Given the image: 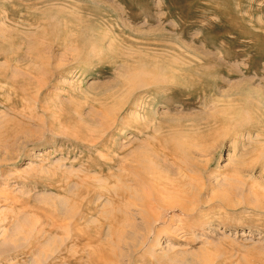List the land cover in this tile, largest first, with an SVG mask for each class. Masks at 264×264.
Segmentation results:
<instances>
[{
	"label": "rangeland",
	"instance_id": "rangeland-1",
	"mask_svg": "<svg viewBox=\"0 0 264 264\" xmlns=\"http://www.w3.org/2000/svg\"><path fill=\"white\" fill-rule=\"evenodd\" d=\"M0 264H264V0H0Z\"/></svg>",
	"mask_w": 264,
	"mask_h": 264
},
{
	"label": "bare ground",
	"instance_id": "bare-ground-1",
	"mask_svg": "<svg viewBox=\"0 0 264 264\" xmlns=\"http://www.w3.org/2000/svg\"><path fill=\"white\" fill-rule=\"evenodd\" d=\"M155 171V170H154ZM153 171V172H154ZM153 172H151V174L153 173ZM151 174H150V177H151ZM152 179L150 180L151 181V187L152 188H150V190L153 192V193H155V194H158V196L160 195L161 197H162V194H161V190H160V188L158 187L159 185H158V183H161L162 182V180L164 179L163 177H164V175H161L160 173H158V172H154L153 174H152ZM167 183V182H166ZM168 184V183H167ZM161 185V184H160ZM166 185V184H165ZM161 187V186H160ZM165 190V189H164ZM165 192V191H164ZM167 194V193H166ZM154 197H156V196H154ZM158 199H162V200H164L163 198H158ZM166 202H167V200L164 202L165 204H166ZM168 204V203H167ZM175 205V204H174ZM176 205H177V203H176Z\"/></svg>",
	"mask_w": 264,
	"mask_h": 264
}]
</instances>
